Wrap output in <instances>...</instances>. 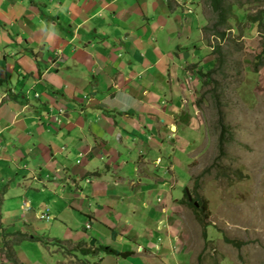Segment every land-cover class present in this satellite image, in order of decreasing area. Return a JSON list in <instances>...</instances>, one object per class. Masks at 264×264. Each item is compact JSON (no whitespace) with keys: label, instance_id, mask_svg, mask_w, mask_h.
Here are the masks:
<instances>
[{"label":"crops","instance_id":"0c3cea01","mask_svg":"<svg viewBox=\"0 0 264 264\" xmlns=\"http://www.w3.org/2000/svg\"><path fill=\"white\" fill-rule=\"evenodd\" d=\"M183 11L181 0H0V264H10L12 236L36 242L43 256L31 264H62L53 239L38 240L25 220L44 217L30 213L44 201L38 185L55 207L89 212L118 241L135 239L131 222L147 218H164L168 235H178L180 206L167 208L172 217L155 207L152 218L139 206L148 209L146 195L169 186L154 175L164 145L182 152L199 130ZM20 201L28 212L13 215ZM62 225L60 236L78 241L59 243L88 252ZM32 242L14 250L31 252Z\"/></svg>","mask_w":264,"mask_h":264},{"label":"rangeland","instance_id":"374dc122","mask_svg":"<svg viewBox=\"0 0 264 264\" xmlns=\"http://www.w3.org/2000/svg\"><path fill=\"white\" fill-rule=\"evenodd\" d=\"M181 2L184 11L178 16L187 19L185 25L190 30L189 41L182 40L184 48L188 45L189 61L192 60L185 67L189 72L186 79L192 99L188 102L193 106L191 114L193 112L199 123V130L187 140L182 152H171L170 144L164 145V152L158 154L162 157L161 165L154 167V175L169 186L162 182L156 196L146 195L148 209L139 206L141 214L150 218L155 207L180 206L178 218H175L178 235L174 236V231L168 235L164 218L159 224L147 218L139 225L131 222L135 239L118 241V236L113 239L103 234L104 228L100 229V224L89 212L77 215L69 205L61 202L55 207L47 198L48 192L38 185V198L44 201L40 203L35 199L30 213L38 212L37 215L41 213L44 217L32 216L25 220L30 228L39 231L38 240L53 239L60 249L56 259L62 264H264V32L260 33V29L248 20L249 16H259L264 10V1L229 0L237 18L229 23L230 30H218L226 34L220 41L209 34L216 20L209 0ZM206 27H210L207 34L204 33ZM216 44L221 51L213 52ZM220 57L224 58L221 64ZM209 71H212L209 79L202 77ZM221 124L228 134L219 149ZM170 176L178 178L176 183L172 184ZM21 188L22 191L29 189L25 184ZM22 203L10 206L17 209L13 215L28 212ZM192 203L203 225L196 221ZM197 203H205L203 212L199 211ZM163 215L172 217L173 213L167 209ZM53 218L59 220L60 225L55 230L51 227L55 223ZM62 223L67 225L69 233L74 231L79 239L84 238L89 245L88 252H82L80 247L70 250L68 245L66 250L59 243L78 241L64 237V233L60 236ZM98 234L104 237L99 238ZM19 237L10 238L14 241L10 248L13 258L10 264H31L43 256L36 250V242ZM24 241L32 242L35 249L31 252L21 248L14 250ZM111 244L117 245L119 255L105 250Z\"/></svg>","mask_w":264,"mask_h":264},{"label":"trees","instance_id":"16d2710c","mask_svg":"<svg viewBox=\"0 0 264 264\" xmlns=\"http://www.w3.org/2000/svg\"><path fill=\"white\" fill-rule=\"evenodd\" d=\"M255 3L257 2H261L264 0H253ZM209 5L212 9V13L215 15L216 20L214 21L213 25L211 26L212 29V33H209L212 37H215L216 39H218V41L220 40H224V37L226 36L225 33L223 32H219V29H224L226 28V30H230V25L229 23L231 21L235 22L237 16L232 12V8L234 7V5L232 3L229 2V0H209ZM264 10L261 11V13L255 16H249L248 20H250L251 24L256 25L259 29H260V33L264 32ZM204 33L207 34L206 32L210 31V27H206L204 28ZM210 47V46H209ZM213 52H217V51H221V47H219L217 44L215 46L212 47ZM223 55V54H222ZM223 57H220L219 59V63L221 64V62L223 61ZM212 74V71L207 72V74H202V77L205 78H210ZM221 132L218 135V143H219V149H221L222 147V141L223 139H225L226 135L228 134V131L226 129V127L221 124ZM220 152H222V150H220ZM186 198L188 199L187 193H186ZM194 203H196L194 201ZM194 203L190 204L191 208L193 209V211L195 212V218L196 221L200 224L203 225V219L199 217L198 215V210L197 207L194 206ZM199 205V211L203 212L205 209V203H197ZM227 243L230 244H234L232 242H229L226 240ZM108 251V253L111 254H115V255H119V252H116L110 248L105 249ZM125 254V256L129 255V253H123ZM5 256L7 258L8 261H12L13 258L11 256V254L9 252L5 253Z\"/></svg>","mask_w":264,"mask_h":264},{"label":"water","instance_id":"95a60500","mask_svg":"<svg viewBox=\"0 0 264 264\" xmlns=\"http://www.w3.org/2000/svg\"><path fill=\"white\" fill-rule=\"evenodd\" d=\"M188 195V194H187ZM188 199H189V201H191V199H190V197H189V195H188ZM195 205H196V203H195ZM197 206V205H196ZM94 243V242H93Z\"/></svg>","mask_w":264,"mask_h":264}]
</instances>
